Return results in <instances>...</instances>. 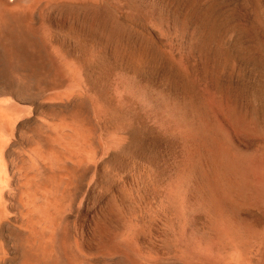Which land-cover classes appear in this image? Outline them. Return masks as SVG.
I'll use <instances>...</instances> for the list:
<instances>
[{
  "label": "rangeland",
  "instance_id": "obj_1",
  "mask_svg": "<svg viewBox=\"0 0 264 264\" xmlns=\"http://www.w3.org/2000/svg\"><path fill=\"white\" fill-rule=\"evenodd\" d=\"M51 2L36 3L31 22L50 54L47 67L58 74L49 76L55 81H48L44 90L48 94L33 95L32 119L21 129L33 133L40 130L41 121L46 129L61 122L63 165L66 176L74 177L62 198L66 246L69 243L78 258L87 260L85 264L115 263L116 257L104 255L101 249L118 241L128 242L134 264H261L264 208L253 202L237 203L232 197L226 200L231 207L226 220L215 213L218 204L213 206L215 214L205 205L209 192L200 175L208 145L200 128L226 134L225 149L232 158L230 179L237 152L242 151L251 160V178L260 184L264 177V0ZM54 91L60 101L53 97ZM238 108L263 134L237 131L233 120ZM70 139L72 147L65 145ZM220 224L237 225L240 238L246 235L243 239L249 243L241 262L220 255L221 239L214 228Z\"/></svg>",
  "mask_w": 264,
  "mask_h": 264
},
{
  "label": "bare ground",
  "instance_id": "obj_2",
  "mask_svg": "<svg viewBox=\"0 0 264 264\" xmlns=\"http://www.w3.org/2000/svg\"><path fill=\"white\" fill-rule=\"evenodd\" d=\"M51 1H54V0H0V264H83L84 262L87 261V260L84 261L85 259L84 260L81 259L82 257L78 258L77 257L78 254H76L78 252H76L75 253L76 255H75L70 248L71 245L69 246V243L66 242V243H68L66 246L64 238H63L62 223H61V216H62L61 215V207H62L63 192L65 190L66 184L71 182L74 179V177L66 176V169L64 168V165H63L64 145L62 143V130H61V127L59 126L61 122L57 121L58 124H56L55 123L56 120H54L55 122L54 121L53 122L55 124H54V126H52L53 128L50 127L52 124H48V125H50L49 129H51V131H52L51 134H49V132H48V130H49L48 126L46 129L45 124L43 121H41V119H40L41 128H40V130H37L39 132H37V131L33 132V133H37L36 135L33 134L31 131L29 132L27 130L21 129V126L27 124L32 119L31 103H33V102L31 100H32V98H34L33 95H36V94L42 95L44 93V90L47 89L45 87L49 84V82L52 81L54 83V81H55L54 80L55 77L50 78L51 74H53V75L56 74L55 76H57V74H58V73L54 74L53 71L51 73L50 70L52 68L49 69L48 68L49 66L47 67V62H50V59H48L50 57L49 56L50 54L49 55L46 54L47 52L45 51L44 39L39 35L40 33L38 34L37 27H35L31 22V20H32L31 17H32V15L35 14V13H33L34 6H36L35 4L38 2H51ZM59 1L65 2L66 0H59ZM51 3H53V2H51ZM51 9H49V10H51ZM95 30H97V29H95ZM47 55L49 57H47ZM53 59H55V58H53ZM51 61H52V59H51ZM72 61L75 62V60H72ZM48 65H50V64L48 63ZM52 65H53V67H55L56 63L55 64L52 63ZM57 66H56V68H57ZM61 66L62 65H60V67ZM68 67H69V65H68ZM80 67L83 68V66H80ZM58 70H60V68ZM58 70H56V72L61 71V70L60 71H58ZM54 71H55V68H54ZM77 71H79V70H77ZM78 73L79 72H77V74ZM79 75L81 76V74H79ZM48 77L50 80H48ZM77 78H75V79H77ZM81 81H82V79H81ZM77 84H79V83H77ZM55 86H53V87H55ZM49 87H51V86L49 85ZM54 89H56V88H54ZM70 91H65V92H70ZM48 92H49V90H48ZM56 92L53 93V97L58 99V97H59V96H57L58 92H57V94H56ZM62 92H59V93L62 94ZM45 93H47V92H45ZM45 93L42 96H45L46 95ZM63 95H65V94H63ZM49 97H50V94H49ZM44 98H46V97H44ZM58 100L60 101V98ZM58 100H55L54 103ZM43 101H45V99H43ZM61 102H63V101H61ZM44 103H46V102H44ZM57 105H59V104H57ZM48 106H50V105H48ZM95 106L97 107V105H95ZM45 110H46V108H45ZM100 110H101V108H100ZM74 112H75V110H74ZM79 112H80V110H79ZM97 112H98V110H97ZM89 117H90V115H89ZM61 118H59V119H61ZM74 120H72V121H74ZM60 121H62V120H60ZM70 121H71V119H70ZM47 122L49 123L48 120H47ZM233 122H234L235 127L237 128V131H239V132L245 133V131H254V130H256L258 133L261 132L260 129H258L254 125H251V122L248 121L247 115L242 108H238L236 110V112L234 114ZM29 124H30V122H29ZM64 125L67 126V124H65V123H64ZM70 127H72V126H70ZM76 127H77V125H76ZM97 128H98V126H97ZM200 129H201V132L205 135V137L207 139L206 145H208V147H207L208 153H206L205 157L203 158L204 160L202 161V170H201L202 176L200 175V178L202 177L204 179L205 185L207 184L206 187L208 188V192H209V195H207L208 198H205L206 199L205 205L208 206V209L210 211L212 210V212L214 213V209H216V208H213V206H214V204H216V206L218 204V209L216 210L215 213L219 217L226 219V218L230 217L228 215L231 214L230 213L231 207L229 204H227L228 201L226 202V200H228L232 197L236 200L237 203H245L246 202V204L247 203L249 204V202L250 203L253 202L255 204H258V206L260 205L261 207L264 208V177L261 179L259 185L254 183L253 178H251L253 176V175L251 176L252 173L250 170L251 160H250V158L246 157L247 154L244 155V153L242 151L237 152V155H236V158L234 161V170H235L234 177L230 179L229 171L232 168V167H230V166H232V165H230L231 164L230 159H232V158L230 156H228L229 153L228 154L226 153L225 146L227 145L226 147L228 148L227 142L229 143V141H227L226 134H221V136L220 135L218 136V134L215 135L213 132H211L208 129L207 130L204 128H200ZM66 132H69V131H66ZM93 133H94V131H93ZM263 133H264V131H263ZM263 133L261 132V134H263ZM69 134H70V132H69ZM85 134H86V132H85ZM85 136H88V135H85ZM82 137H84V136H82ZM64 139H69V138H64ZM83 140H84V138H83ZM69 141H72V140L70 139L67 142H65V145L71 146L72 143L69 144L68 143ZM66 143H68V144H66ZM75 144H76V142H75ZM76 145L78 146V144H76ZM81 146H83V143L81 144ZM109 146H110V144H109ZM261 149L263 150L262 152H264V145L261 146ZM74 150H77V149H74ZM68 151H69V148H68ZM65 153H67V151ZM92 153H94V152H92ZM89 154H91V152ZM73 155H74V153H72V156ZM93 156L91 155L92 158H93ZM65 157H67V156H65ZM70 157H71V155H70ZM66 159H68V158H66ZM81 159H83V158H81ZM79 161H80V159H79ZM87 161H88V159H87ZM90 161H92V160H90ZM71 162L73 163V161H71ZM92 162H94V160ZM74 163H75V159H74ZM84 163H85V161L83 162V164ZM73 164H72V166H73ZM75 164H77V163H75ZM78 164L80 165V162H78ZM232 164H233V162H232ZM85 165H86V163H85ZM73 169L75 170V167H73L71 170L73 171ZM73 174H74L73 176H75V173H73ZM120 179H121V177H120ZM196 179H197V177H196ZM120 182H121V180H120ZM95 186H97V185H95ZM123 189H124V187H123ZM180 189H181V186H180ZM183 193L185 194V192H183ZM117 198H118V196H117ZM131 200H133V199H131ZM135 202H138V201L136 200ZM224 202H226V204ZM164 207H166V206H164ZM240 207H242V206H240ZM247 207H249V206H247ZM250 207H252V205ZM140 209H142V208H140ZM143 209H144V207H143ZM129 211H130V209H129ZM135 211H137V210L135 209ZM127 212H128V210H127ZM149 214H150V212H149ZM184 215H185V210H184ZM121 216H123V215H121ZM213 216H215V215H213ZM134 218H136V217H134ZM254 219H256V218H254ZM216 220L217 219H215V221ZM137 221H139V220H137ZM152 221H153V218H152ZM185 221H186V219H185ZM224 221L225 220H223V222ZM146 225H148V224H146ZM179 225H184V224H179ZM235 226H237V225H234V227H232V226H228V224H220L219 226H215L214 228L216 229L215 231H216L217 235L220 236V239H221V243L219 245L220 246V253H221L220 255H222L224 258L228 257V255H229L230 256L229 260L236 263L238 261L241 262L240 259L243 257L244 253L246 254L247 251L245 248H247L249 242H248V240L243 239L246 236L245 231H243L245 233V234L243 233L245 236L243 235L244 237L240 238L242 231L239 228H236ZM211 227H213V226H211ZM256 231H258V230H256ZM143 232L145 233V231H143ZM87 234H89V233H87ZM259 234L260 233H258V235ZM255 236H256V234H255ZM82 238H83V236H82ZM218 239H219V237H218ZM259 239H261V237ZM122 240L126 241L125 236H124V238L122 237ZM261 241H263V240H261ZM106 243H108V242H106ZM114 243H112L113 246H111V245L107 246V244H106V246H104L101 249V252L104 255L105 254L106 255L113 254L116 257L115 263H113V262L110 263L111 262L110 261L107 264H134L133 262L135 261L134 260L135 257L133 256L134 257L133 258L132 255L128 254V248L129 247L126 245L128 242L127 243L125 242L126 244L123 242L124 245H122V242H120V241L116 242L115 244ZM108 244H111V243H108ZM134 245H138V244H134ZM123 246H127V250H125L126 248H124ZM259 246H260V244H259ZM258 248H260V247H258ZM261 248L263 249V247H261ZM131 249H129V250H131ZM248 249H250V248H248ZM214 250H217V249H214ZM138 251H139V249H138ZM258 251H260V250H258ZM182 252H183V250H182ZM204 253H205V251H204ZM257 253H259V252H257ZM98 254H100V253H98ZM110 256H112V255H110ZM110 256L108 255V257H110ZM168 257H171V256H168ZM246 258H247V256H246ZM80 259L83 263L80 261ZM138 259L140 260L139 257H138ZM221 259H223V258H221ZM185 260L186 259H183L182 261H185ZM217 260L218 259H216V261ZM219 261H221V260H219ZM93 262H94V260H93ZM106 262H108V261H106ZM259 262H261V261H259ZM138 263H140V262H138ZM226 263H228V262L226 261ZM92 264H94V263H92ZM102 264H104V263H102ZM181 264H199V263H190L189 261H186V262H182ZM261 264H264V260L261 262Z\"/></svg>",
  "mask_w": 264,
  "mask_h": 264
}]
</instances>
